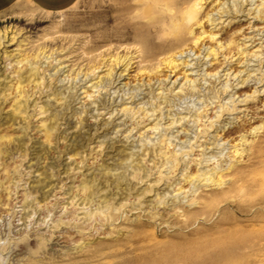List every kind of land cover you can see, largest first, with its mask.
<instances>
[{
  "label": "rangeland",
  "instance_id": "obj_1",
  "mask_svg": "<svg viewBox=\"0 0 264 264\" xmlns=\"http://www.w3.org/2000/svg\"><path fill=\"white\" fill-rule=\"evenodd\" d=\"M134 2L77 0L52 12L18 0L0 12V36L19 33L0 46L9 94L0 108V264H264V5L206 0L200 18L224 10L223 22L189 28L191 49L157 46L128 75L101 67L86 76L79 57L93 67L103 55L131 56L139 36L125 27L155 25ZM234 3L243 10L235 17ZM21 39L29 47L12 58ZM39 48L52 54L36 58ZM175 56L185 63L172 71L164 60ZM17 71L29 116L8 121ZM41 105L55 114L52 134L39 126ZM241 134L254 142L238 157ZM211 168L225 175L217 189L195 179Z\"/></svg>",
  "mask_w": 264,
  "mask_h": 264
},
{
  "label": "bare ground",
  "instance_id": "obj_2",
  "mask_svg": "<svg viewBox=\"0 0 264 264\" xmlns=\"http://www.w3.org/2000/svg\"><path fill=\"white\" fill-rule=\"evenodd\" d=\"M205 1L206 0H135L134 3H136V4H134V5L139 6L141 8L136 9L137 10L136 11L135 8H132V7L130 8L127 5L128 7H126V10L130 11V9H133L134 11L137 12L136 15L139 16L140 19L141 18L142 19H149L151 21V23H155V25L154 26H148L147 24H144L147 26L143 25V26H140L137 28H133L132 25H127L125 27L126 30L124 31V33L134 32V34L139 36V39L136 40L137 45L135 46L137 49L134 52H132L131 56L126 54L123 56L122 55H118V56L109 55L108 57H105L103 55L100 59L101 62L99 64L94 65L93 67H92V65H89V62L92 59H88L89 61L84 63V61H85L84 57H79L77 60L78 62L76 64L80 70L86 69V71H85L86 76L88 75V71L93 72L95 69H98L101 67H106V73L104 74V76L105 75H106V77L112 76V72H114V70L116 69V72H118V77H120V76H124L126 74L127 75L129 74L128 72H130L131 69L133 67H135L133 65L135 62L138 61V58L139 57L142 58V56H143L142 53L151 54L152 53L151 50L157 46L161 47V49H163V48H167V49L180 48V49H178V53L181 55L184 51L192 48V47H189V43H187L188 42V35L191 33V30L189 31V28L192 29V27L194 28V26L200 25L203 21L202 19H205V22L208 21L210 23V25H213V27H215L219 23L223 22V21L219 22V21H221L219 19L223 15L222 13H224V10H222L220 12L219 17H217V18L214 17L213 13H208L204 16V18L203 17L200 18L201 10L203 11V9H202L203 3H206ZM217 1H219V0H216V2ZM260 1H261L260 3L262 5H264V1H262V0H260ZM240 2H241V0H240ZM131 3H133V2H131ZM224 3H222V5H225ZM237 4L238 3H234L235 8L233 9V11H234L233 17H235L238 12L243 11V10H241V7L238 6ZM133 10H131V11H133ZM226 12L229 13L230 8ZM252 12L255 13V15L253 17L259 18V16L261 15L260 9L253 10ZM217 20H219V21H217ZM135 21H136V19H135ZM136 22H138V21H136ZM132 23H134V22L132 21ZM18 32H20V31H18ZM18 34L19 33H14L9 38H7L6 35L0 36L1 48H6V47L12 45L13 43H16L15 40L17 39ZM214 35H216V34L211 33L210 37H213ZM6 38H7V40H6ZM199 39H200V37H194L193 40L190 42L191 43L190 46H193L194 48L196 46H198L197 43H198ZM23 41L24 40L21 39V41L18 44L17 50L19 52H17V54H14V55L11 54L12 58H14L15 56H17V57L22 56L23 55L22 51H25L27 49V47H29L27 45V43H24ZM198 44H200V43H198ZM23 45H25L24 48H22ZM26 45H27V47H26ZM45 52H46V50L39 48V52L36 55H34V57L37 58V57H39L40 54H43L42 57L47 58L49 54L50 55L52 54L50 52L49 54L45 55ZM214 53H215L214 49H211V48H209V50H207V52H206L207 56L211 55V57L214 56L213 55ZM11 55L6 54L5 57L9 58ZM23 60H25L24 57H22L21 59H16V60H14V62L17 65ZM140 60H142V59H140ZM177 60H179V59H177L176 56L173 59L172 58H170L168 60L165 59L164 64L167 67H169L170 70L173 71V70L178 68L180 63H185L183 61L178 62ZM27 61H29V60H27ZM186 66H188V63H186ZM31 71L28 74L27 79H29L33 75L34 77L32 79H30V81L31 80L35 81L33 85L38 88L40 81L36 80V78H35L36 67H32ZM22 74H23V72H22ZM22 74H21V72L19 73V71H17V77H18L17 81H19V82L14 87L16 94L13 95V98L10 101V103H11L9 106L10 107V113H9L10 115H9L8 121H10L12 119L16 120V118L18 116H19V118L22 117L25 119H26V117L28 118V116H29L27 114V111H26V109L29 107L28 100H27V98H25L26 95L23 94L24 89L22 88L23 86H21ZM97 77L99 78V76H97ZM11 80H12V78H11ZM11 80H9V81H11ZM99 81H100V78L94 84L97 85V83ZM92 86H93V84H92ZM10 87L12 88V86H10ZM10 87H9V89H10ZM2 92L3 91L0 89V108H1V104L7 100V98H8L7 96L9 95V94L7 95V93L3 94ZM48 110L49 109L45 105H41L39 107L38 114H42V115L45 114L44 120L40 121L39 126L44 128V130L46 132L45 134H48V133L52 134L53 128L55 129V127H56V125H55V127H53L54 124L52 125V123H51L55 117V114H53L51 111H48ZM146 113H145V115H146ZM252 118H253V120L255 119L254 117H252ZM24 122H26V121H24ZM261 128H262V123L254 125V126H250L249 134H252V137L254 138L256 136L257 131ZM238 141L240 142V143H238V145H240L241 147L240 148L236 147L233 150L234 154L237 155L238 157L241 156L243 152L244 153L248 152L247 154H249V151H251L250 143H251V141L254 142V140L253 139L249 140L246 137V135L241 134ZM254 147H255L256 152L261 150V148H262L260 145H254ZM161 154L165 155L164 152H161ZM162 157L166 161L168 158L171 157V155H169L167 157L166 156L165 157L162 156ZM225 174H227V173H225ZM189 175H185V176L187 177ZM195 175H196V177L193 175L195 177V179L197 178V179H200V181H204L203 185L207 186V187L213 186L215 189H217L218 187H220L222 184L225 183L224 179L222 178L225 175H223L221 170L219 172H216L215 168H211L208 171L199 172L198 174H195ZM190 181H191V179H190ZM178 189L181 190L180 188H178ZM89 195H91V194H89ZM192 195H196L195 191H194V194H192ZM87 197H89V196H87ZM201 200H203V198ZM82 202H83V200H82ZM108 263H109V260H107V259L103 262V264H108Z\"/></svg>",
  "mask_w": 264,
  "mask_h": 264
},
{
  "label": "crops",
  "instance_id": "obj_3",
  "mask_svg": "<svg viewBox=\"0 0 264 264\" xmlns=\"http://www.w3.org/2000/svg\"><path fill=\"white\" fill-rule=\"evenodd\" d=\"M18 0H0V12L15 4ZM45 11H62L71 7L77 0H27Z\"/></svg>",
  "mask_w": 264,
  "mask_h": 264
}]
</instances>
